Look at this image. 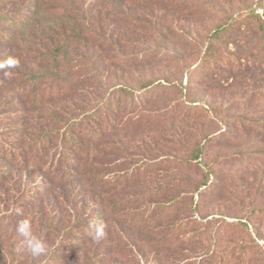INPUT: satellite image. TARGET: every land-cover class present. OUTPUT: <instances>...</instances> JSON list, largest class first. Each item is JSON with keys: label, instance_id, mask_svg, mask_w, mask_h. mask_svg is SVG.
<instances>
[{"label": "rangeland", "instance_id": "374dc122", "mask_svg": "<svg viewBox=\"0 0 264 264\" xmlns=\"http://www.w3.org/2000/svg\"><path fill=\"white\" fill-rule=\"evenodd\" d=\"M56 1V16L50 21L43 20L39 32L31 33L28 39L29 50L22 49L18 54L25 61L27 75L48 70L40 60L39 52L50 51L66 33L58 30V19L76 20L82 41L71 40L69 35L74 72L70 76L62 74L67 79L63 87L67 86V81H72L76 82L75 88L66 96L48 102V107L69 117H79L84 111L113 98L116 87L136 84L137 88L139 79L163 82L164 78L171 77L179 85L182 82L188 88L183 91L185 96L174 93L166 96L173 104L181 99L188 100L171 120L163 125L154 118L156 122L130 127L120 137L111 139L113 148L109 160L113 166L109 167V177L115 173L130 175L137 163H143L142 166L152 162L153 169L147 173L148 178L126 194L168 185L170 192L163 201L181 197V205L175 212L178 220L192 215L197 221L212 222L206 237L212 235L218 224H245L242 230L239 226L228 233L226 240L219 244L217 254L226 257L240 237H244L249 248L243 264H264L263 78L261 74L253 73L251 67L234 73L228 80H225L227 73H210L201 67L206 37L227 15L248 7L257 8L259 0ZM257 13L262 14V10L258 8ZM50 25L51 31H48ZM65 28L69 33V26ZM238 36L239 48L233 45L235 35L223 37L219 45L228 44L230 53L236 55L242 51L240 55L244 57L248 43L252 46L254 41L244 33ZM253 59L250 61L258 63L256 56ZM138 95L136 93V97ZM18 100L13 98L6 102L3 99L0 112H12V105ZM152 110L161 117L170 112L169 108L159 105ZM218 110L225 114L227 123L224 125L216 119ZM181 116L184 117L180 119ZM254 121L259 124H247ZM1 127L4 129L7 125ZM200 143L206 145L203 156L197 163L187 164L191 147ZM206 174L211 175L212 186L197 192L195 187ZM39 182L37 174L24 172L3 193L6 198L7 194H14L19 189L33 193ZM46 189L52 198L48 201L46 196V206H51L55 216L63 217L65 221L74 216L81 203L92 200L90 194L78 192L72 206L69 200L72 195L65 194L59 185ZM187 204L195 207L194 214L185 210ZM14 209V204L4 205L0 199V264L10 260L8 244L18 254L26 250L16 227L20 220H30V216L25 212L11 215ZM204 231L202 228V235ZM112 232L110 241L105 242L112 250L109 264H186L190 260L197 262L200 257L204 259L203 250L212 249L209 240H203L202 253L179 245L169 251H160L158 256L152 246L134 239V234L130 238L119 230V226L113 225ZM34 234L43 241L38 227ZM16 235L19 239L11 243ZM52 242L57 244L58 240L53 238ZM17 258L28 264L25 256L17 255Z\"/></svg>", "mask_w": 264, "mask_h": 264}, {"label": "trees", "instance_id": "16d2710c", "mask_svg": "<svg viewBox=\"0 0 264 264\" xmlns=\"http://www.w3.org/2000/svg\"><path fill=\"white\" fill-rule=\"evenodd\" d=\"M56 5V0H0V63L9 58L18 61L15 67L0 68V103L3 99L6 102L19 99L12 105V112H0V199L4 205L8 202L15 205L11 215H16L19 208L30 216L33 232L37 227L40 229L49 250L46 255L34 258L26 250L18 254L8 244L10 260L6 264H23L17 255L25 256L28 264H109L112 250L105 242L112 238L113 225L119 226V230L130 238L134 234V239L152 246L157 255L179 245H187L202 253L203 240H209L212 249L203 250L204 259L200 257L199 261L190 260L186 264H243L249 248L246 238L240 237L235 249L232 248L226 257L218 255L217 248L230 231L240 227L242 230L245 224L221 223L210 237H206L212 222L197 221L192 215L178 220L175 212L181 205V197L164 202L163 197L170 192L168 185L126 194L148 178L147 173L153 169L152 162L142 166L140 164L143 163H137V168L130 175L115 173L109 177V167L113 166L109 160L113 148L111 139L120 137L130 127L138 128L155 119L160 124L167 123L188 101L181 99L173 104L167 97L173 93L185 96L183 91L188 89L187 86L182 82L177 84L171 77L164 78L163 82L139 79L137 88L136 84L116 87L113 98L84 111L79 117H69L48 107V102L66 96L75 88L76 82L72 81H67V86L63 87L67 79L62 74L70 76L74 72L69 35L71 40L82 41L76 20L56 18L58 23H55H60L58 30L66 33L50 51L43 50L38 54L48 70L38 75H27L25 61L18 54L22 49L29 50L28 39L31 33L39 32L41 22L56 16ZM258 8L262 14L257 13ZM51 26L48 31H51ZM65 26H69L70 34ZM240 33L251 36L254 41L252 46L248 43L244 57L240 55L242 51L236 55L230 53L228 44L219 45L223 37L235 35L237 38L233 45L239 48L237 40ZM205 43L201 64L205 71L227 73L225 80H228L234 73L251 67L253 73L261 74L264 85V0H259L257 8L248 7L237 14L227 15L206 37ZM254 56L259 59L258 63L250 61ZM136 93H139L137 97ZM158 105L170 109L168 116L155 115L152 109ZM215 115L220 124L227 123L222 110ZM247 124L257 126L259 122ZM5 125L7 127L3 129L1 126ZM205 148L204 143L193 145L187 164L197 163ZM24 172L39 176L35 192L19 189L14 194H7L6 198L3 192ZM210 176L206 174L197 183V192L212 186ZM54 185L63 188L65 194L72 195L69 198L72 206L78 192L90 194L92 200L81 203L80 209L68 221L60 216L57 218L54 209L46 206V196L48 201L52 199L46 188ZM185 210L194 214L196 209L187 204ZM95 223L105 225L106 236L99 243L89 235L90 225ZM19 236L13 237L11 243ZM53 238L58 240L57 244L52 242ZM103 243L105 246L99 253Z\"/></svg>", "mask_w": 264, "mask_h": 264}, {"label": "clouds", "instance_id": "9594fccd", "mask_svg": "<svg viewBox=\"0 0 264 264\" xmlns=\"http://www.w3.org/2000/svg\"><path fill=\"white\" fill-rule=\"evenodd\" d=\"M17 64V60L9 58L5 62L0 63V68L15 67ZM16 214L23 215V210L16 209ZM16 231L23 238L22 244L32 257L35 258L47 254V246L34 234L33 225L29 219L25 218L20 220L17 224ZM89 235L94 242H101L106 236L105 225L103 223L90 225Z\"/></svg>", "mask_w": 264, "mask_h": 264}]
</instances>
